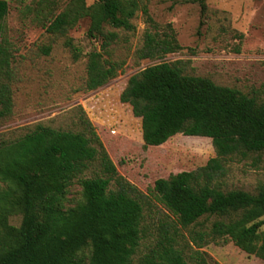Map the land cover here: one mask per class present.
I'll return each mask as SVG.
<instances>
[{
  "label": "trees",
  "instance_id": "16d2710c",
  "mask_svg": "<svg viewBox=\"0 0 264 264\" xmlns=\"http://www.w3.org/2000/svg\"><path fill=\"white\" fill-rule=\"evenodd\" d=\"M139 10L136 0H71L43 25L63 37L74 61L80 51L67 37L78 20H89L88 36L107 48L117 35L105 30L132 31ZM147 23L154 27L148 12ZM8 4L0 0V120L12 112L11 55L3 45ZM181 49L173 33L147 31L135 56L162 59ZM50 48H43L49 54ZM122 63L91 51L86 88L96 90L116 77ZM119 101L141 121L145 147H157L175 135L211 140L215 157L191 172L171 174L154 182L152 193L172 216L160 224L144 253L143 224L147 196L119 176L88 118L81 131L37 125L22 137L0 139V264H219L201 249L209 243L232 242L264 263V184L255 195L224 192L216 179L225 161L264 153V100L216 85L208 78L183 73L180 61L160 62L131 75ZM93 164L97 172L83 178ZM79 180L82 202L65 209L68 186ZM20 215L18 227L9 218ZM202 219H213L203 229ZM88 248L87 261L83 256Z\"/></svg>",
  "mask_w": 264,
  "mask_h": 264
},
{
  "label": "rangeland",
  "instance_id": "374dc122",
  "mask_svg": "<svg viewBox=\"0 0 264 264\" xmlns=\"http://www.w3.org/2000/svg\"><path fill=\"white\" fill-rule=\"evenodd\" d=\"M5 1L8 14L3 21V45L11 55L13 107L10 115L0 120V139L16 140L37 125L78 132L84 113L118 175L147 196L143 220L147 238L138 251L144 253L160 224L172 220L152 193L154 182L171 174L195 171L215 157V152L210 139L180 134L160 146L145 147L141 121L132 115L128 104L119 101L120 93L128 78L144 68L180 61L186 75L208 78L216 85L264 100V0H136L139 10L130 20L132 31L105 26L106 31L117 35L107 48L109 57L101 49V39L88 36L89 20H78L67 34L80 51L76 61L64 46L65 39L46 33L43 27L71 0ZM84 1L87 6L95 2ZM143 8L154 27L146 22ZM147 31L173 33L181 49L162 59L139 60L135 52ZM45 47L50 48L47 55L43 53ZM91 51L122 63V68L107 84L89 91L86 65ZM224 166V174L215 181L224 192L240 190L255 195L264 184V153L243 160L234 157ZM96 172L93 164L83 178ZM81 202L77 179L68 186L63 205L68 209ZM20 221V215L9 218V224L15 227ZM212 221L202 219L203 229ZM201 251L209 261L219 264H264L230 241L209 243ZM88 252V248L83 251L85 261Z\"/></svg>",
  "mask_w": 264,
  "mask_h": 264
}]
</instances>
